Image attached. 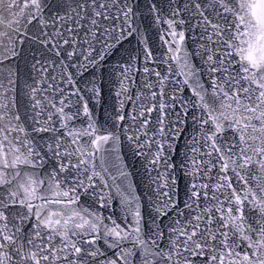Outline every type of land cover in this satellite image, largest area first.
Returning a JSON list of instances; mask_svg holds the SVG:
<instances>
[{
	"label": "snow or ice",
	"instance_id": "6c2138e0",
	"mask_svg": "<svg viewBox=\"0 0 264 264\" xmlns=\"http://www.w3.org/2000/svg\"><path fill=\"white\" fill-rule=\"evenodd\" d=\"M168 8L101 123L88 77L139 34L132 0H0V264H264V0Z\"/></svg>",
	"mask_w": 264,
	"mask_h": 264
},
{
	"label": "water",
	"instance_id": "95a60500",
	"mask_svg": "<svg viewBox=\"0 0 264 264\" xmlns=\"http://www.w3.org/2000/svg\"><path fill=\"white\" fill-rule=\"evenodd\" d=\"M135 10V26L139 29V34L134 35L129 38V40L124 41L123 46L119 50L115 51L110 57L108 63L103 65L100 69H94L90 71H95V77L89 76V79H95L98 83L102 84V94L99 98V103L95 100L92 101L94 107V112L96 119L103 123L105 120L111 119V115L117 104V98L115 92L117 90L116 78L112 75L111 69L113 66L122 61H128L130 57L137 58L133 60V63H143V43L140 42V38L146 39L149 47L152 49L154 55L159 59L162 58L164 53V48L161 45L159 39L160 29L166 28V25H157L154 21V15L150 11V6L155 3L159 8L162 9L164 13L169 11L168 0H132ZM189 50L194 51V44L189 41ZM199 63V61H195ZM21 67V87L23 88L25 79L27 78V71L24 61H19ZM163 71L164 65H160L159 69ZM140 77L137 75V83H141ZM132 92H136L137 88L133 87ZM185 95H190V93H185ZM192 131L191 127L188 128L186 136ZM183 143L181 142L180 151L183 152ZM119 155L121 157L122 163L126 170L130 173L129 182L135 186V190L141 196H146V177L144 175V169L142 167V160L133 155V152L127 146L125 141L123 145L120 146ZM146 202V201H145ZM117 214H119V208H116Z\"/></svg>",
	"mask_w": 264,
	"mask_h": 264
}]
</instances>
